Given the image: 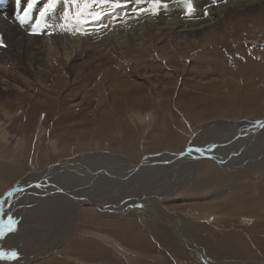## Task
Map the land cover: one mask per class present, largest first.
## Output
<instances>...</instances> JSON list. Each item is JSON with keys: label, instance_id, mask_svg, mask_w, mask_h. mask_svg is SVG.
Listing matches in <instances>:
<instances>
[{"label": "bare ground", "instance_id": "1", "mask_svg": "<svg viewBox=\"0 0 264 264\" xmlns=\"http://www.w3.org/2000/svg\"><path fill=\"white\" fill-rule=\"evenodd\" d=\"M22 2L24 3L25 7H27L28 0H8V4L10 5H16ZM62 2H64V4L68 2L71 5L72 0H56L55 5L57 6L60 3L63 4ZM89 2H91V0H89ZM172 2V4H176L175 0H172ZM192 2L193 5H190L192 4ZM47 3L48 0H36L34 6L39 5L40 7L38 8L44 10ZM95 3L97 4V6L93 7V5H91L90 8L85 10V13L88 11L90 15L91 13L101 12L104 10V8L115 6V3L110 2L102 4L99 2V0H97ZM183 4H186L187 10L184 9L183 11H180L176 16H170L167 20H163L161 17H159L157 22L146 21L144 24H142V22L139 25L145 27V30L148 31V34H150V36L153 37L157 43H159L163 41V34L167 30H170L173 33L171 37L175 36L179 41L183 40L178 33L175 34L176 27H188L184 28V30L188 31L195 30L194 32L182 33L183 37H200L203 34L204 29H206V25L213 23V21L220 26L224 24H226V26L233 25L235 28H240L239 31L243 30L246 26L244 25V23L242 25V23L235 22L236 20H243L253 23L254 25H258L260 22L264 24L263 20L257 19L253 21V16L248 17L252 14H264V0H230L227 1L224 5L221 3V6L216 5L219 4L217 3V0H210L207 4H205V0H180V3L176 5L182 7ZM144 5L145 4L141 1V3H138L137 6L144 7ZM166 5L167 4H164V6ZM188 5H190L191 8H194V10L189 11ZM68 7H70L69 4ZM152 7H149L147 9L149 10ZM53 8L54 7H52L48 11L53 10ZM144 9L147 10L146 8ZM167 9L169 11H172L173 6ZM59 11L60 10L56 9L50 12L51 17L54 20L61 21L64 18L63 16H66V8L64 10V15H62L63 12ZM205 12L209 14L205 15ZM198 17L200 18L197 19ZM47 18L49 17L47 16ZM13 20L10 16L0 15V33L2 34H0V39L1 36V41L5 40L8 37L13 38V36L16 34V30H18L19 38L16 39L23 40L25 45L27 46L25 59V61L27 62L24 64H20L21 62L15 63L19 61H17L10 52L0 49V101L7 102V97H10L11 99L16 98L17 100L20 99L21 102H24L29 99L27 98L28 94H34L35 96H38L40 98L43 97L44 99L50 97L53 94L59 95L60 90H63L62 88H67L65 89L67 90L65 93L66 97L73 96V105H78L79 101H81V97L86 98L83 100V102L81 101V103H79V105L81 106L75 111V113H73V109V111L69 110L68 107L70 106H67V113H69L68 116L64 117V119L61 120L58 124L55 123V128L51 133L52 135H48L55 137V139H50L53 143H69L70 145L68 148L57 146L60 150L58 149L59 151H56L57 148L54 144L53 149L56 152H49V156L43 159L40 155L43 152L42 148L36 147L35 142H32L29 145L25 144L21 153H18L19 147L17 148V150H15L14 146H11V154L5 157H0V160L2 161L0 163V203H2V207L0 208V219L6 220L7 216H12V204H10V202L12 203L13 197L15 198L13 201L16 202L15 211L13 213L18 218L17 228L14 232H12L11 237L5 236L3 238H0V249L16 250L19 253V258L16 260H11L9 264H23L28 261H33L32 264H74L71 263L68 259L77 258L87 261H93V259H98L100 257L109 258L110 252H106L102 248V244L100 246L99 237L100 239L101 237L105 238L106 241H112L113 239H115L117 240V242H120L125 246L134 245L135 247V245H137L144 248L145 239H147V241L152 244L149 234L152 235L159 244H163L161 246H164L165 248L166 246H168L169 252H171L177 259L182 258L180 254H184L183 258L190 261L192 260L193 262L196 261L197 263L195 264H200V262L202 264H205L207 262L205 255H207L210 257L209 263L214 264V258L220 253L218 251H220L221 249L212 245L220 246L223 244V242L221 241L222 244L218 242L209 245L208 240L207 242L205 240L202 242H198L200 238L194 236V248L188 247L186 248V251L184 249H181L175 242V230L176 228H178L176 226L177 222L174 219L175 215L173 214V212H171V209L169 207L160 205V202L162 201L161 199L166 197V195L168 196L170 192L179 187H188L190 188V191L192 190V192L193 190H197V188H200V191L201 189L205 190V187H209L213 184V182H216L214 181V179L215 177H217V175L225 176L226 172H228L229 176H234L232 178H235V176L241 177V185L237 187L235 186V183L234 186L237 187L238 190L235 189L236 191L234 193L230 191L232 193H229V195H226L225 192L223 194L220 193L221 195L218 200L222 201H217L223 202L221 203V205H223L224 207L223 209H220L218 205H216L215 208L218 211L220 209V211L223 210L229 212V214L236 216H247V214H250V216L255 219V222L253 221L255 224L253 223V225L257 226L256 236H260V234L264 232V137H261V134L264 135V123L261 124L264 116L256 119L247 118L232 122L231 120H225V122L220 121V123H223L224 128L228 129V131H225L226 134L222 135L224 141H221L219 144H206V142L197 141L194 138V134L196 133L198 128L195 127H191L190 136L183 139V136L181 134H179L176 130H173L175 128L170 129V126L173 127V125L170 124L167 119L158 118L157 120H155V123L162 120L164 123V127L162 128L163 130H161L160 133H156L153 129V131L150 130L149 137L152 141L151 146H153L154 148H158L161 146V148H163V145L170 144L174 148H179L180 151L168 152L165 149H161V151L158 153H147V155L143 156L142 154L139 156L137 146L141 136H135L137 134L134 133L135 129H130L129 127V124L131 126V122L125 123L124 119H119L117 114L114 113V107L123 108L124 105H128L133 109H140V104H134V99L131 97V94H138L139 89L137 88L140 83L138 81L136 83H133L135 81L126 80L127 78L125 79L122 76L120 79H116V81H113L114 79L112 80L111 76H109L107 79V75H111L113 72H115V67H118L114 64V67H112L111 65L114 57L120 54L122 50V48L119 49L117 47V42H119V44L128 42V45H123V48L125 49L133 46L132 44L130 46V43H133L135 41V38L139 37V30H143V28H140L137 24L136 26H133L126 31L121 30L119 31V33L115 35L113 34L112 37L104 39L106 37L105 36L101 38L100 40L103 39V42H99L98 44L97 42L89 41L91 43V48H88V46L86 45L87 38L77 39L69 38L63 35L54 36L53 34V37L46 38L45 42H43L45 52L41 53L38 51L37 42H42V40H40L39 37L36 36L26 35L22 30L16 28ZM82 24L83 23H80L77 28L80 30L79 34L83 30ZM92 24H94V22ZM68 26L70 25L68 24ZM29 29L32 30L33 27L30 26ZM56 30L58 31V29ZM137 31L139 32V34L137 33ZM60 32L61 30L59 31V33ZM121 32L124 33L122 34ZM80 36H82V34ZM195 39H192V41H195ZM257 41L258 40H256L255 42ZM151 44L152 42H148L146 45V47L150 51L153 48L151 47ZM161 49L162 46H159V51ZM226 50L232 55L233 52L230 48H227ZM245 50V48H239V51L237 49L238 52H242ZM35 53L38 55L41 54L42 60L40 62L36 59L33 63L34 59L37 57ZM235 58L237 57L233 55L232 59L226 61H237ZM125 59L129 60L131 62V65L129 63L125 67L122 66V71H124L123 76L128 77L130 73L132 74L133 70H139V68L142 67L141 65H143L140 63V61L138 62V60L132 58V56H125ZM246 59L247 60H245L244 62H238V66L241 67V71H238V73L235 74L237 75L236 77H234L233 74L232 79L235 84H241L243 85V88H245L246 92L243 89V91L245 92V96L243 99L241 98L242 100L240 99L241 101L238 102L242 105L241 107L249 108L250 100L254 98H252L251 96L260 93V90H262V87L264 88V86L261 87V85H259L258 87L256 86L255 89H253L257 82L254 78L255 76L253 75V72L249 71L250 64H252V62L248 60V57ZM198 60H200V58H198ZM155 63H152V67L154 66V69L156 66H158L157 64L155 65ZM170 64L174 67L176 66L173 63ZM101 67H103L108 72L106 76L98 75L97 73H91L97 68L101 69ZM245 72L248 73L247 76L243 75V73ZM196 73H198L202 77L203 74H205V68H202V66H197ZM241 76L242 79L239 78ZM104 79H107V81H109V85H106L108 87L104 86L107 89H105L102 85V81ZM91 81H93V85H95L96 89L91 88ZM160 83H164L166 87H168L171 85L172 80H166L164 82L160 81ZM226 83L224 84L226 85ZM227 84H229V82ZM165 85L162 84V86ZM225 88L227 89V87ZM239 89L236 87L235 90L231 92V94L234 95L232 97V100H230L232 104L237 101V91ZM78 91H80L81 93H79ZM77 92L79 93V95L83 94V96L81 95L79 98L74 99L77 97ZM226 94L227 93H225V95ZM208 95L209 96L206 97H213L212 100L210 99L203 106L198 105L194 108L197 109L198 107H204L205 112L203 118L207 117L208 112L206 111L208 110H212L214 112L215 110L217 111V108H223L222 111H218L220 113L228 109V104L230 103L229 100H224L221 97H217V95H211L209 93ZM117 96H119L120 98H117ZM181 97H185V94L183 92L182 96H180V99ZM198 97H194L193 99L197 100ZM61 99L65 100L64 97ZM122 101L125 103H123ZM183 101H185L184 104L186 105L187 100L183 99ZM21 102L9 101V103H12L9 104V108L11 109V111L15 112L19 109H22L24 106L23 104H20ZM131 102L133 103V105L131 104ZM40 104V106L46 108V110L48 107L52 106L51 104L46 102H41ZM59 104H62L61 101L59 102ZM65 106L66 104L64 105V107H59L60 111L66 110ZM108 106H110V109ZM142 106L149 107V103L146 102L142 104ZM190 107L193 109L194 106ZM40 109L41 108H39L38 110ZM34 111L35 107H31L28 109L27 116L25 117L26 120L23 124L25 129L32 128L34 126L32 124L33 122H35L34 117L36 116V113H34ZM102 112H104V114L100 116L101 114L99 113ZM159 112L160 108H158L156 112L153 113L154 115H157ZM191 114L192 112L190 111L189 115ZM96 115L97 118H95ZM191 119H194L193 116L191 117ZM70 121H73L75 124H71ZM43 124L46 125L47 123L43 122ZM125 125L126 127L128 126V128L130 129L129 131H127V128L126 130H124L125 128L123 129V126ZM213 125L210 124V122H206L205 127H207L210 131H212L211 127L214 129L213 131H217L216 127ZM99 126H101V128H99ZM93 128L95 130L99 129V131L95 132ZM221 128H223V126ZM247 128L249 130H246ZM199 129H201V127H199ZM85 132H89L90 135H96L87 136V133ZM119 132L122 133L118 135L117 133ZM139 132L140 131L138 129V133ZM161 133L165 134L163 135ZM115 134L117 135L115 136ZM89 137H95L101 141L109 140L110 145L103 151H100V149L99 151H82V149L86 147L84 145L89 144ZM218 145L219 148L221 146L222 149L217 148ZM114 147H119L118 150L123 155H114V153L111 151ZM197 148L201 149V151L193 150L189 152V149ZM28 155H31V161L30 159H28L27 161L25 159L26 162L20 160V163H23L22 166L19 165L20 163L12 164V162H10L14 161L17 157L25 158ZM208 156L214 158V160L219 161L224 170L221 169L222 172H220L218 170L219 167H216L210 160H206ZM240 156H244L246 158L251 157L250 161L252 162V167L229 171L231 169L228 170V168H236L238 165H248L246 160L240 161L242 160L240 159ZM6 158H8V160H6ZM197 163H199V166L196 168ZM81 170L84 172L83 174L79 173V171ZM205 172H207V174H205ZM254 173H256L257 175ZM54 174H56L55 177ZM200 174L206 175L205 177L203 176L204 178L201 181L199 179ZM193 179H195L196 181H193ZM247 179L249 180V182L245 181ZM33 181H36L35 184L39 182V184L44 185L45 187L43 188V190L39 189L36 186L32 187L31 184ZM126 181L127 184H125ZM220 181H222L221 178ZM253 181L255 183L258 181V187ZM224 187L226 188V185ZM217 189H219L218 186ZM132 190L137 192L135 193L137 195L132 194V198L130 199L129 194ZM123 191H125L126 193H121ZM206 192L205 195L207 194ZM218 192L216 194H219ZM115 196L118 197H116L115 199ZM215 196L218 195H214V197ZM208 197L206 200L213 199L212 195ZM6 203L11 205V207H9L10 209L8 210L9 212H7ZM147 207L152 209V224L148 221L149 226L152 228V230H150L149 228L145 229L146 227L144 225H141L139 221L132 219L133 217H137L139 215L137 214L138 212H140L141 210H145L144 208ZM220 214L224 215L222 213ZM103 216L104 218H102ZM29 217L32 218V220L35 217L34 231H31L30 227H27ZM36 217L42 218L43 221L37 223ZM247 220L251 221L248 218L242 217V219H240L239 225L241 227H243V225L245 226ZM193 228L196 229V227ZM171 229L173 231V234L170 231ZM249 230L251 229H248L247 231L249 232ZM198 232H200V230ZM257 239L260 238L255 239L253 237H250L249 243L256 246V248L259 250V252L257 251L256 253L260 256L261 259L264 260V243L262 242L263 237L260 241L258 240L259 243L257 242ZM8 241L11 243V247H9V245L7 244ZM214 241L216 240L214 239ZM19 242H21V244H19ZM181 244L182 243H180V245ZM197 246L202 247L207 253L204 252L203 254L199 252L196 249ZM226 246V250L224 251L223 247L222 250L224 251L223 254L225 256L224 263L226 262L227 264H238L237 260H235V262L232 260L235 258H232L234 256L233 254L242 255L247 253H254V251H252L253 249L251 248V250L247 248L246 252L239 250L238 252H235L228 247L229 243ZM137 249L139 248L137 247ZM201 260H203L204 262ZM257 261V263H247L263 264L262 261Z\"/></svg>", "mask_w": 264, "mask_h": 264}, {"label": "rangeland", "instance_id": "2", "mask_svg": "<svg viewBox=\"0 0 264 264\" xmlns=\"http://www.w3.org/2000/svg\"><path fill=\"white\" fill-rule=\"evenodd\" d=\"M94 1L96 2L97 0H91L90 3H91V5H93V7H96L97 4ZM141 1L145 4L144 7L137 6L138 3H141ZM175 1H176V4L180 3V0H175ZM183 1H186V0H183ZM208 1H210V0H205V4H207ZM227 1H230V0H217V3H219V4H216V5L221 6V3L224 5V4H226ZM0 2H1L0 3V12H1L0 15L10 16L12 20L14 19L13 21H14L16 28H18L19 30H22L28 36H36V37H39L40 40H42V42H37L38 51L41 53L45 52L43 42H45L46 38L53 37V34H54V36L63 35V36L69 37V38H77V39L87 38L86 45L88 46V48H91L90 42H97V44H98L99 42H103V39L102 40H100V39L105 37V36L106 37L104 39L112 37L113 34L115 35V34L119 33V31H121V30L126 31V30L130 29L131 27L136 26L137 24L140 28L141 27L143 28V30H139L141 36L139 35V37L135 38V41L133 43H130V46H131V44L133 46L125 49V48H123V45H128V42L127 43L124 42L121 44H119V42H117V47L119 49L122 48V50H121V53L117 55L118 58H117V56L114 57V59H113L114 63L112 60L111 65H112V67H114V65L118 66V67H115L118 73L115 70L116 73L113 72L111 75H107L108 72L103 67H101V69L97 68L94 71H92L93 69L90 70V71H92L91 73H97L98 75H104V76L107 75V79L109 76H111L112 77L111 79L112 80L114 79L113 81H116V79L117 80L120 79L122 76L125 79L127 78L126 80L135 81L133 83H136L137 81L140 83V85H138V88H137V89H139L138 94H131V97L134 99V101H133L134 104H140V109L136 110V109H133L132 107H129L128 105H124L123 108L114 107L115 110L113 109L114 113L117 114L119 119H124L125 123L131 122V126L129 124V127H130V129L133 128L136 130V132L134 130V133H137L136 135L134 134L135 136H141L140 140L136 139V140H139V143L137 146L139 156L142 154H143V156L147 155V153H149V154L150 153H158L161 151V149H165L168 152L180 151L179 148H174L170 144L169 145H167V144L163 145V148H161V146L158 148H154L153 146H151L152 141L149 137L150 130L153 129L156 133H160V131L163 130L162 128L164 127V123L162 120H160L161 123H160V121L159 122L156 121L157 123H155V120H157L158 118L167 119V121L173 125V127L170 126V129L175 128L173 130H176L179 134H181L183 136V139L188 138L190 136L191 127H195V128H198V130L194 134V138L197 141H203V142H206V144H210V143L219 144L221 141H224L222 135H225L226 132L228 131V129H225L223 123H220V121L225 122V120H231V122H232V121H239V120H243V119H247V118H255L256 119V118H260V117L264 116V88L262 87V86H264V42H260V41H264V24L262 22H260L258 25H254L253 23L246 22L243 20H241V21L236 20L235 22L242 23V25L244 23V25L246 26L243 30L239 31L240 28H235L233 25H227L226 26V24H224V25L220 26L213 21V23L206 25V29H204V32L200 37H189V36L183 37L182 33L194 32L195 30H189L188 31V30H184V28H188V27H183V28L182 27H176L175 34L178 33L179 36L183 40L179 41L175 36L171 37V35H173V33L170 30H167L163 34V41L157 43L155 41V39L153 37H151L150 34H148V31L145 30V27H143L142 25H139V24H141L142 22H143L142 24H144L146 21H152V22L156 21L157 22L159 17H161L163 20H167L170 16H176L180 11H183L184 9L187 10L186 4L185 5L183 4L182 7H179L176 4H172L173 3L172 0H168V1L167 0H159V3H156L155 0H121L119 5L115 4L116 7L114 6V7L104 8V10L101 12L91 13L90 14L91 16L89 15V12L87 11L84 14V16L86 15L88 18L86 16L83 17L85 22H83V24H82L83 30L79 34L80 30L77 29L79 24L75 23L74 21H72L70 19H65V16H63L64 18L61 21L60 20H54L50 14L51 11H54L57 9V10H60L59 12H63L62 15H64L65 14L64 10L66 8L67 15L70 14L69 16L71 17L78 10L77 6L72 5V3L70 5V3L67 2L71 8L68 7L67 3L64 4V2H62L63 4L60 3L57 6L54 5L53 10L47 11L46 14L42 17V16H40L42 9L38 8V7H40L39 5H35L34 7H32V9L25 16L24 9L26 7H25L23 2L16 4V5L8 4V0H5V1L0 0ZM164 4H167V5L164 6ZM152 5H153V7H152ZM190 5H193V2ZM190 5H188L189 11H191V10L193 11L194 8H191ZM148 6L152 7V8H150L148 10L147 9V8H149ZM172 6H173L172 11H169L167 8L172 7ZM59 7H60V9H59ZM137 8H139V9H137ZM144 8H146L148 11L145 10ZM69 9H71V10H69ZM206 9H208V8H206ZM61 10H63V11H61ZM124 10H125V12H124ZM111 12H113V13H111ZM143 13H145V14H143ZM92 14H93V16H96L98 18L92 19V17H93ZM180 15H179V17H180ZM47 16L49 18H47ZM252 16H253V21L260 19V20H263V22H264V14H261V13L260 14H252V15H249L248 17H252ZM34 17H35V19H34ZM85 18H87V19H85ZM155 18H156V20H155ZM199 18L200 17H198L197 19H199ZM42 19H44V20H42ZM50 19H51L52 23L50 22ZM21 20L23 23L21 22ZM137 20H138V22H137ZM64 22H66V23H64ZM93 22H94V24H92ZM25 24H27V25H25ZM68 24L70 26H68ZM29 25L32 27H36L37 25H39L38 31L41 32L42 34H40V35L32 34L31 33L32 30L29 29L30 28ZM62 25H63V27H62ZM95 26H96V28H95ZM56 29H58V31ZM60 30H61V32L59 33ZM73 32H74V34H73ZM139 32L137 31L138 34H139ZM24 33H23V35H24ZM121 33L123 34L124 32H121ZM141 33H144V34H141ZM81 34H82V36H80ZM89 37H90V39H89ZM13 38L8 37L5 40H3V43L6 46L1 47L0 49L10 52L12 54V56L17 61H19V62H15V63L21 62L20 64H24L27 62V61H25L26 53H27V46L25 45L23 40L16 39V38H19V31L18 30H16V34L13 36ZM41 38H43V39H41ZM185 38H187V39H185ZM1 39H2V36H1ZM1 39H0V41H1ZM192 39H195V41H192ZM256 40H258V41L255 42ZM148 42H152L151 47H153V48L151 51L146 47ZM192 42H194V43H192ZM159 46H162V49L160 51H159ZM223 46H226V47H223ZM227 48H230L234 54L232 53V55H231L230 53H228L226 50ZM239 48H245L246 50L242 51V52H238ZM237 49H238V51H237ZM36 55H37V57L34 59L33 63L35 62L36 59L39 62L42 60L41 54L40 55L36 54ZM233 55L235 57H237V58H235L237 61H229V62L226 61V60L232 59ZM125 56H132V58L138 60V62L140 61V63L143 64V65H141L142 67H140L139 70H133L132 74L130 73L128 75V77L123 76L124 71H122L123 70L122 68L125 67L126 65H128L129 63L131 65V62L129 60H126ZM247 57H248V60H250L252 62V64H250L249 71L253 72V75L255 76L254 78L256 79V82H257L253 89H255L256 86L258 87L259 85H261V87H262V90H260L261 91L260 93L257 92L258 94L251 96L252 98L254 97L253 99L250 100V107L251 108L250 107L249 108L241 107L242 105L238 101H241L244 98L246 91H245V88H243V85L235 84L233 79H232L233 74H234V77H236L237 75H235V74H237L238 71H241L240 70L241 67L238 66V64H239L238 62H240V61L244 62L245 60H247L246 59ZM198 58H200V60H198ZM155 60H156V63H155ZM115 61H116V63H115ZM122 63H124V64H122ZM152 63L153 64L155 63V65L157 64L158 66H156L154 69V66L152 67ZM170 63H173L176 66L174 67ZM191 64H192V66H191ZM231 64L232 65L234 64V65L232 66ZM120 66H121V68H120ZM197 66H199V67L202 66V68H205V74H203L202 77H201V75L196 73V67ZM236 66H238V67H236ZM207 72H208V74H207ZM243 75L247 76L248 73L245 72V73H243ZM220 78H221V80H220ZM239 78L242 79V76ZM107 79H104L102 81L103 87L104 86L108 87V86H106V85H109V81H107ZM161 79H163V80H161ZM230 79L232 82L230 81ZM166 80H172V83H171L172 86L170 85V86L166 87V85L164 83H160V81L164 82ZM227 81L229 82V84L231 82L230 87H229V84H227L228 83ZM224 83H226V85ZM232 83H234V84H232ZM93 84H94L93 81H91L90 82L91 88L96 89L95 85H93ZM162 84L165 86H162ZM206 85H208V86H206ZM231 85H232V87H231ZM202 86H203V88H202ZM225 87H227V89ZM236 87L238 89L239 88L240 89L237 91L238 92L237 101H235L232 104L230 100H232V97L234 95L231 94V92H233V90H235ZM208 88H210V89H208ZM230 88L232 89V91ZM62 89L63 90H60L59 95L53 94L50 96L51 98L47 97V98L43 99V97L40 98L38 96H35L34 94H32V95L28 94L27 98H29V99L24 101V102H21L20 99L17 100L16 98L11 99L10 97H7V99H8L7 102H1L0 101V140H1V142H0V144H1L0 157H5V156H8L9 154H11L10 153L11 152V148H10L11 146H14L15 150H17V148L19 147L18 153H21V151L23 150V146L25 144L29 145L32 142H35L36 147L42 148L43 152L40 155L42 156L43 159L45 157L49 156V152L54 151V149H53L54 144H55V147L57 148V149L55 148L56 151L60 150L59 147H57V146H63L66 148L69 147V145H70L69 143H64V142H61L60 144L59 143H53L52 140H50V139H55V137L48 136V135H52L51 133L55 128L54 127L55 123L58 124L61 120L64 119V117L68 116V114H69V113H67L68 108H69V110L73 109L74 111L73 110L72 111H73V113H75V111L81 106V105H79V103H81V101L83 102V100L86 97H81V101H79L78 105H73V96L72 97H66L65 93L67 90H65V89H67V88H62ZM105 89H107V88H105ZM216 89L218 90V93H217ZM243 89L245 92L243 91ZM179 90H180V92H179ZM78 92L81 93L80 91H78ZM78 92L76 93L77 97L74 99L79 98L81 95L83 96V94L79 95ZM182 92L185 94V97H183V98L181 97V99H180V96H182ZM208 93L211 95H217V97H221L224 100L227 99L230 101V103L228 104V109L224 112H220V113L218 112V111H222L223 108H217V111L215 110L214 112L212 110L206 111V112H208L207 117H206L207 119H206V118H203L204 112H205L204 107H198L199 109L198 108L194 109V108L198 105L203 106L204 104L207 103V101H209L210 99L212 100L213 97L212 98L206 97V96H209ZM225 93H227L228 95L227 94L225 95ZM193 95H194V97L199 96L197 98L198 101L193 99L194 98ZM63 97L65 100L61 99ZM204 97H206V98H204ZM255 97H257V98H255ZM117 98H120V97L117 96ZM183 99L187 100L186 105L184 104L185 101H183ZM40 100H42V101H40ZM9 101L21 102L20 104H23L24 107L22 109H19L18 111L13 112L9 108V104H12V103H9ZM34 101L36 104L34 103ZM60 101L62 104H59ZM66 101H68V102H66ZM41 102L49 103L52 106L48 107L46 110V108H43L40 106ZM146 102L149 103V107L142 106V104H144ZM123 103H125V102H123ZM255 103H257V104H255ZM38 104H39V107H38ZM65 104H66V106H65L66 110L60 111L59 107H64ZM131 104L133 105L132 102H131ZM30 106L35 107V111H34V113H36V116L34 117L35 122L32 123L34 125L32 128L25 129L23 124L25 123V120H26L25 117L27 116V113H28L27 111L29 108H31ZM67 106H70L71 108L70 107L66 108ZM190 106H194L193 109ZM108 107L110 109V106H108ZM157 107L160 108V112L157 115L155 114L156 115L155 116L153 112H156V110L158 109ZM39 108H41V109L38 110ZM190 111L192 112L191 115H189ZM55 114H56V116H55ZM99 114H101L100 116H102L104 114V112L99 113ZM97 115L95 118H97ZM201 115H202V117H201ZM53 116H55V117H53ZM192 116L194 119H191ZM49 117H50V119H49ZM217 121H219V122H217ZM43 122H46L48 125L47 124H46L47 126L44 125ZM206 122H210V124H212V125L215 123L213 126L216 127L217 131H213L214 129L212 127H211L212 131H210L207 127H205ZM70 123L75 124L73 121H70ZM153 123H154V125H153ZM217 124H218V126H217ZM222 126H223V128H221ZM199 127H201V129H199ZM97 128H98V126H97ZM99 128H101V126H99ZM126 128L128 129L127 131L130 130L128 128V126L127 127H126V125L123 126L124 130H126ZM138 129L140 131L139 132L140 134L138 133ZM93 130L95 132L99 131V129L95 130L94 128H93ZM255 132H256V130H255ZM85 133H87V136H95L96 135V134L90 135L89 132H85ZM121 133L119 132L117 134L119 135ZM219 133L221 136L219 135ZM117 134H115V136ZM161 134H163V133H161ZM257 136H258V134H257ZM261 137H264V135L261 134ZM94 138L95 137H89V144L88 145L85 144L84 146H86V147L83 148L82 151H99V149H100V151H103L104 149L109 147V145H110L109 140L101 141L97 138H95V139ZM93 139L96 142H94ZM205 139L206 140L208 139V140L206 141ZM118 148L119 147H114V148H112L111 151L114 153V155L115 154L118 156L123 155L119 152ZM217 148H219V145ZM219 149H222V147L220 146ZM219 149H216V150H219ZM56 151H54V152H56ZM121 152H122V150H121ZM53 156H56V155H53ZM124 156H125V154H124ZM240 157L239 158L242 159L240 161L246 160L248 165H243V166L238 165L236 168H228V170L231 169L229 171H234V170L241 169V168L246 169V168L252 167V162L250 161L251 157H249V158L248 157L246 158L244 156H240ZM207 158H206V160H210L216 167H219L218 170L220 172H222L221 169L224 170V168L220 165L219 161L214 160V158H212L210 156H208ZM25 159H26V161L28 159H30V161H31V155H28L25 158L17 157L14 161H10V162H12V164H14V163L18 164L22 160L24 162H26ZM6 160H8V158H6ZM6 160H5V162H6ZM136 160H138V159H136ZM136 160H134V161H136ZM1 162L2 161L0 160V163ZM19 165L22 166L23 163H20ZM198 166H199V163L196 164V168ZM225 172H226V170H225ZM79 173L83 174L84 172L81 170V171H79ZM205 174H207V172H205ZM205 174H200V176H199L200 181L206 176ZM254 174H256V173H254ZM55 176H56V174H54V177ZM232 177H234V176H229L228 172L225 173V176L224 175H217V177H215V179H214V181H216V182H213V184L215 186L212 184L213 187H212V185L209 187H205V190L207 192L204 189H201V191H200V188H197V190H193V192H192V190L190 191V188H188V187H179V188L173 190L172 192H170L168 194V196L166 195L165 198L161 199L162 201L160 202V205H162L164 207H169L171 209V212H173V214L175 215L174 219L176 220V222H177L176 226L178 227V228L175 227L176 228V230H175V233H176L175 242L177 245H179V247L181 249H184L186 251V248H188V247L194 248V243H195L194 236H196V237L200 238V240L198 242H202L204 240L207 242V240H208L209 245H212V244H215L218 242H220L222 244V242H223V244L220 246L212 245V246H215V247L221 249L220 251H218L220 253L218 255H216V257L214 258V264H227L226 262L224 263L225 256H224L223 252L226 250L225 246L228 245V243H229L228 247L231 248L232 250H234L235 252H238V250L246 252L247 248H249V249L251 248V249H253L252 251H254V253H247V254H242V255L241 254L240 255L233 254L234 256L232 258H234V257L235 258L232 260L234 262H235V260H237L238 264H242V263L248 264L247 262L257 263L258 262L257 260H260L264 264V260L261 259L260 256L256 253L257 251L259 252V250L256 248L255 245L249 243L250 237H253L255 239L260 238V239H257V242H258V240L260 241L261 238L263 237L262 242L264 243V241H263L264 240V236H263L264 232H262V234H260V236L259 235L256 236L257 226L253 225V223L255 222V219H253V217L250 216V214H247V216L246 215H243V216L237 215L236 216V215L229 214V212H226L223 210L220 211V209H223V207H224L223 205H221V203H223V202H218V201H222V200H218L220 198V195L223 194L224 192L226 195H229V193L231 194L232 192L234 193L236 190H238L237 187L241 185V179H242L241 177H236V176H235V178H232ZM220 178L222 181H220ZM217 179L219 180V182ZM248 179H249V177H248ZM248 179L245 181L249 182ZM193 181H196V180L193 179ZM236 181H238V182H236ZM33 182L31 184L32 187L36 186L42 190L45 187L44 185L39 184V182H37L36 184H35L36 181H33ZM257 182L256 183L254 182L256 186H257ZM216 183H217V185H216ZM222 183H224V184H222ZM231 183H232V186H231ZM125 184H127V181L125 182ZM234 184L237 187H235ZM225 185H226V188L224 187ZM217 186L219 189H217ZM219 186H221V187H219ZM202 188H204V187H202ZM134 190H132L129 194L130 199L132 198V196H131L132 194L137 193ZM199 191L201 194L199 193ZM211 191H213L214 193ZM230 191H232V192H230ZM205 192L207 193L206 195H205ZM217 192L219 194H216ZM5 193H7V192H5ZM121 193H126V192L123 191ZM135 195H137V194H135ZM211 195H212L214 200L213 199L206 200L207 197L211 196ZM214 195H218L219 197L218 196L214 197ZM116 197H118V196H115V199H116ZM14 199L15 198L13 197L12 203L10 202V204H12V216L17 221L18 218L13 213L15 211V204H16V202L13 201ZM223 201H225V200H223ZM10 204L6 203L7 212H9L8 211L10 209L9 207H11ZM0 205H1L0 206V208H1L2 203H0ZM195 205L196 206L198 205V206L196 207ZM216 205H218V207L220 208L219 211L215 208ZM148 206H149V204H148ZM91 207H93V206H91ZM211 207L213 208V210ZM137 208H140V207H137ZM144 209L145 210H141L140 212L137 213V214H139L137 217H133L132 219L139 221L141 223V225H144L146 227L145 229L149 228L150 230H152V228L149 226V223H148V221H149L152 224V220H153V217L151 216L152 209H150L149 207L144 208ZM220 213H222L224 215H221ZM248 216H250V217H248ZM0 217H1V215H0ZM242 217L250 219L252 221V224H251V221L247 220L245 226L243 225V227H241L239 225V222H240V219H242ZM36 218H37V223L43 221V219L40 217H36ZM102 218H104V216ZM30 220H31V222H30ZM28 222H30V223H28ZM28 222H27V227H30V230L34 231L35 217L33 218V220H32V218L29 217ZM193 227H196V229ZM32 228H33V230H32ZM246 229L247 230L251 229V230H249V232H248ZM199 230H200V232H198ZM170 231L173 234L172 229ZM188 231H189V233H188ZM213 234H215V235H213ZM245 234H246V236H245ZM257 234H258V232H257ZM11 235H12V233L7 234L6 236L11 237ZM252 235H254V236H252ZM149 237L151 238L150 240H151L152 244H150L147 241V239H145L144 240V248L139 247L137 245H135V247H134V245L125 246V245L121 244L120 242H117V240H115V239H113L112 241H110V240L106 241L105 238L101 237V239H100V237H99L100 246L102 244V248L106 252H108V253L110 252L109 258L100 257L101 259L100 258L93 259V261H87V260H82V259H77V258L76 259L69 258L68 260H70V262L74 263V264H107V263L109 264L110 262L112 264H195V263H197L196 261L193 262L192 260L190 261L188 259L183 258L184 254H180V256L182 257L181 259L175 258L173 256V254L171 252H169L168 246H166V248L164 246H161L163 244H159L154 239V237L150 234H149ZM223 237L227 240H225ZM214 239L216 241H214ZM244 239H246V240H244ZM103 240H105V241H103ZM114 240H115V242H114ZM257 242H256V244H257ZM180 243H182V244L180 245ZM7 244L9 245V247H11V243L9 241L7 242ZM19 244H21V242H19ZM136 246L139 249H137ZM241 246H243V247H241ZM222 247L224 248V251L222 250L223 249ZM253 247H255V248H253ZM196 249L203 254L205 252L204 249L200 246H197ZM4 250H9V249H4ZM205 253H207V252H205ZM255 254H256V256H255ZM113 255H114V257H113ZM205 257L207 259V262L205 264H210L209 263L210 257L207 255H205ZM10 261L11 260L5 259L3 261H0V264H9ZM201 261H203V260H201ZM32 263H33V261H28V262H25L23 264H32ZM200 264H202V263L200 262ZM258 264H260V263H258Z\"/></svg>", "mask_w": 264, "mask_h": 264}, {"label": "snow or ice", "instance_id": "3", "mask_svg": "<svg viewBox=\"0 0 264 264\" xmlns=\"http://www.w3.org/2000/svg\"><path fill=\"white\" fill-rule=\"evenodd\" d=\"M56 0H48V3L45 5L44 10L41 11L40 15L44 16L48 10H50L52 7H54ZM100 3H115L117 5L120 4L121 0H99ZM156 3H159V0H155ZM36 3V0H28L27 7L24 9L25 15L32 9L34 4ZM73 5L78 7V10L71 16H65V19H70L74 21L77 24L85 22L83 17L85 14V10L91 7V3L89 0H72ZM82 5V6H81ZM209 13L205 12V15H208ZM98 17L93 16L92 19H97ZM39 25L36 27H33L32 34L34 35H40L41 32L38 31ZM63 27V25H62ZM6 45L3 43V41H0V47H5ZM201 151V149H189V152L191 151ZM18 222L14 219L13 216L9 215L7 216L6 220L0 219V238L5 237L7 234H10L14 232L17 228ZM19 258V253L16 250H4L0 249V260H16Z\"/></svg>", "mask_w": 264, "mask_h": 264}, {"label": "water", "instance_id": "4", "mask_svg": "<svg viewBox=\"0 0 264 264\" xmlns=\"http://www.w3.org/2000/svg\"><path fill=\"white\" fill-rule=\"evenodd\" d=\"M264 123V119L261 121V124ZM246 130H249L248 128Z\"/></svg>", "mask_w": 264, "mask_h": 264}]
</instances>
